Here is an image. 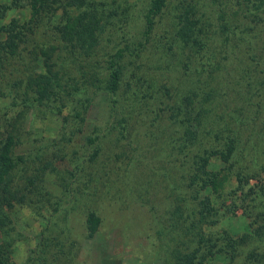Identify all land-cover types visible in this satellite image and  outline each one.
<instances>
[{"label": "trees", "instance_id": "trees-1", "mask_svg": "<svg viewBox=\"0 0 264 264\" xmlns=\"http://www.w3.org/2000/svg\"><path fill=\"white\" fill-rule=\"evenodd\" d=\"M166 7L171 20L156 34ZM1 34L0 264H14L10 252L18 236L10 210L24 205L27 191L48 194L51 219L22 264H45L53 247L51 254L75 259L71 251L80 245L71 240L65 248L67 237L59 233L80 212L87 237L99 233L102 176L109 196L120 194L110 192L113 187L128 189L132 198L125 200L145 196L148 186L138 181L113 182L109 158L100 168L93 164L114 146L122 153L156 150L161 160L159 167L148 163L149 173L162 169L171 195L150 208L162 209L153 214L162 220L157 233L171 236L173 245L170 257L159 250V264H264V186L249 184L255 175L249 162L257 165L264 156V0H0ZM99 45L106 49L100 63L80 67ZM155 52L160 64L143 61ZM158 66L170 81H158ZM149 99L155 100L147 108ZM231 102L229 112H217ZM38 119L52 120L56 133L42 134L49 137L34 151L17 153L18 145L39 140L25 129ZM242 126L251 129L244 134ZM79 133L84 140L75 142ZM70 143L74 155L66 156ZM44 148L52 156L31 167ZM246 155L252 156L243 164ZM47 174L56 177L50 182L60 180L59 190L35 184ZM232 177L236 185L226 188ZM237 206L244 228L210 227ZM196 222L209 228L197 223L196 232Z\"/></svg>", "mask_w": 264, "mask_h": 264}, {"label": "rangeland", "instance_id": "rangeland-1", "mask_svg": "<svg viewBox=\"0 0 264 264\" xmlns=\"http://www.w3.org/2000/svg\"><path fill=\"white\" fill-rule=\"evenodd\" d=\"M174 1L176 0H173V2ZM141 2H143L144 5L145 2H148V0H141ZM137 6L140 7V4ZM216 8L217 6L212 7L213 16L216 14ZM166 9L167 7L164 9V13L162 14L160 21L155 24L154 32L156 34L162 33L165 27V19L166 22L171 20L170 13L167 14ZM180 10L181 9L176 8V12H179ZM194 12L195 15H197L201 11ZM10 13L12 14V12ZM0 37H3V35L1 34ZM102 42L105 43L106 41L104 40ZM105 51L106 49L103 50L102 46L99 45L97 46V49L93 51L92 55H85L83 66H80L81 62L79 61H76L75 64L88 70L92 63H100V61L97 59H100L102 55L104 56ZM81 53L86 54L84 52ZM241 56L242 55H239L238 57ZM150 58V60L149 57L148 59L143 58V61H147L151 66H153V62L155 65L160 64V59L158 58L156 52ZM142 71L143 68H141V72ZM75 72L77 74V71ZM155 72L157 73L156 75L158 76V81H170V78L166 79V77L162 75L161 67H159ZM235 96L237 95L235 94ZM154 100L155 99H149L145 107L150 108ZM233 105L234 103L231 102L229 108L226 107V109H224V104L222 103L219 105L217 112H229ZM149 115L152 117V114ZM227 117L228 116L225 117V120H228ZM233 124L234 122L231 123V126H233ZM33 126L30 127L28 122L25 123V129L30 130L29 135H31V137H36L39 140L26 146L18 145L16 148L17 153H23L24 151L30 152L32 150L34 151L33 148L39 145V141L45 142L49 137L46 136V139L42 136V134L51 135L56 133L53 128L52 120L38 119L35 126ZM249 129H251V126L241 127V131L244 134L248 133ZM87 130L85 129V132ZM167 130L169 131V129ZM172 131L173 130L171 129L169 133ZM166 134L164 131V135ZM74 139L75 142L84 140L80 133L77 134ZM144 144L146 145V141ZM72 148L73 146H71V143L65 146L64 151L66 152V156L74 155ZM56 149L57 147L54 151H56ZM147 149L148 148H144L141 152H137L132 151L131 148H129L127 149V153H122L120 147L114 146L113 150L111 148L102 150V153L99 154L96 163H93L94 165L100 168V166L103 165L109 158L108 165L113 167V180H115L113 182H115V184H117L119 187H123V182L126 181V179L129 181L132 179L136 182L138 181L141 187L148 186V188H145L147 193H145V196L143 194V197L138 200H125L126 197L132 198L127 194L128 189L121 190L119 188L120 190H115V187H113L110 188L109 191H120V194L117 195L116 193L112 196H109L105 191L107 185L106 183H108V181H106V179L104 180L105 177L102 176L101 180L105 181V185L98 183L101 186V189L98 192L101 196H99L96 200V202H98V212L103 217L100 231L97 233L98 235L96 234V238L94 237L93 239L88 238L85 225L83 224V215L81 212L74 215L70 222L71 230L68 228L66 233H59V236L61 239H63V241L64 238L67 237V240L64 241L66 243L65 248L69 246V241L71 240L76 242L75 245H80L75 246V248L71 251H76L75 259L71 258L70 255H62L56 252V255L51 254L50 251L53 252L56 249V247H53V251L50 249L47 253V256L45 257V264H159L160 260H157L159 250L161 253L164 252L166 256L170 257L169 250L173 245V239H171L172 237L167 234L161 235L157 233V229L162 220L159 221L156 219V217H153V214H158V211H162V209L159 210L160 208H155L153 210V208H150V204L155 203V201L162 202V199L169 198L171 191L167 185V181L164 179V176L161 173L162 169H156L157 173L155 174L149 173L151 170L148 169V163L157 167L159 163H161V160H157L158 156L156 155V150L149 151ZM52 152L53 151L50 148L42 149L39 152V157L41 158L37 157L30 166L32 167L34 165L35 169L43 166V161H48L47 159L52 156ZM79 152H81V150H79ZM251 156L252 155H246V157L243 159V164L249 162ZM261 159V162L254 166L252 161L249 162V164L252 165V171L255 174L249 178V184L256 187H260V185L264 186V168H259L258 166L261 163H264V156H261ZM211 160L212 165L214 164L215 167L222 166V163L218 159L215 160L212 158ZM171 165H175V160L171 162ZM96 166H91V164L88 165V167H91L94 170ZM29 171L31 170L29 169L28 172ZM54 178L56 177L54 176L53 178H49L47 174L48 180H37L35 184L43 186V190H59L58 186L60 185V180L58 178L54 180V182H50ZM151 178L152 181L150 182ZM230 180L231 181L229 182V185L226 184V188H232L231 186L236 185L235 177H232ZM147 181L148 184L145 183ZM94 182H96V180ZM111 184L113 185L112 182ZM201 193L205 194L206 190H201ZM47 196L48 194L46 193L40 195L35 194L32 191H27L26 202L24 205H16L10 210L13 212L14 223L18 236L10 252V257L14 264H22L24 262L29 250L33 249L35 243L39 241V231L51 219V206H48L49 202L48 200L46 201ZM51 197L54 199V196ZM149 197H152L153 200ZM198 199H200V197ZM39 203H41V205L44 203L43 207L40 209H38L37 206ZM227 203L229 204L231 201L227 200ZM79 208H81V205H79L78 209ZM228 212V216H222L215 225L210 227H226V229H230V231H238L242 229V227H245L244 223H246L247 219L244 218L242 206L232 207L231 212ZM191 217L196 220L198 219L193 215ZM197 223L199 222H196V227H194L196 232L201 226L203 229L209 228V226L206 227V224L201 223L198 224V226L201 225L198 227ZM18 233H20V235ZM98 237L100 238L98 239ZM195 237L197 236L194 232L189 234L190 244L195 243ZM64 242L62 245H64ZM166 245L170 246L167 247ZM104 247H107L108 250H106Z\"/></svg>", "mask_w": 264, "mask_h": 264}]
</instances>
